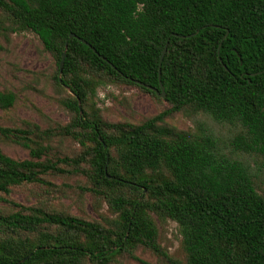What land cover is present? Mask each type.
<instances>
[{
	"label": "trees",
	"instance_id": "obj_1",
	"mask_svg": "<svg viewBox=\"0 0 264 264\" xmlns=\"http://www.w3.org/2000/svg\"><path fill=\"white\" fill-rule=\"evenodd\" d=\"M0 13L56 59L54 86L71 114L46 129L0 124V138L29 153L17 160L0 148V202L17 209L0 212V264H109L139 260L138 248L159 264H183L160 244L157 219L179 225L187 264H264V194L249 169L164 125L174 113H205L240 125L234 149L264 158V0H0ZM167 43L162 98L147 87L163 94ZM105 83L135 86L170 108L140 125L110 123L91 102ZM16 99L0 92V109ZM57 137L82 152L55 155ZM58 174L85 177L116 217L102 224L8 199Z\"/></svg>",
	"mask_w": 264,
	"mask_h": 264
},
{
	"label": "rangeland",
	"instance_id": "obj_2",
	"mask_svg": "<svg viewBox=\"0 0 264 264\" xmlns=\"http://www.w3.org/2000/svg\"><path fill=\"white\" fill-rule=\"evenodd\" d=\"M57 67L56 59L44 49L36 35L27 31L15 32L0 13V92H13L17 97L11 109H0L1 125L24 127L30 123L46 129L70 123L71 114L61 104L67 94L58 91L53 82ZM159 99L135 86L105 83L97 87L91 102L110 123L140 125L170 108L167 102ZM164 125L208 140L219 155L243 163L249 169L258 193L264 194V158L236 151L232 145L234 138L242 132L240 125L219 123L208 114L190 111L174 113L165 119ZM50 144L53 153L60 157H76L82 152L81 146L67 137H57ZM0 148L17 160L29 158L28 151L2 138ZM46 180L48 186L32 184L14 188L8 199L24 207H40L102 224L116 217L104 199L88 191L91 185L85 177L58 174L48 175ZM16 210L0 202V212L10 214ZM157 226L160 244L172 257L187 264L179 225L172 220L157 219ZM134 255L139 260L121 255L109 264L160 263L157 256L143 248H138ZM83 264L97 263L85 260Z\"/></svg>",
	"mask_w": 264,
	"mask_h": 264
},
{
	"label": "water",
	"instance_id": "obj_3",
	"mask_svg": "<svg viewBox=\"0 0 264 264\" xmlns=\"http://www.w3.org/2000/svg\"><path fill=\"white\" fill-rule=\"evenodd\" d=\"M175 36H177V35H175ZM181 38H186V37H184V36H180ZM189 37H191V36H189ZM72 38H77L74 34H71L70 35V37H69V39H72ZM83 44H85V45H87V46H89V47H91L87 42H85L84 40H82V39H79ZM67 47H68V41L66 42V49H65V52L63 53V55H62V61H61V65H60V70L62 71V68H63V64H64V61H65V59H66V52H67ZM167 50H168V43L166 44V46H165V48H164V50H163V52H162V55H161V60H160V65H159V73H158V76H159V81H160V85H161V90H162V92H163V94H159V91L157 90V89H155V88H152V87H147V86H145V84H143V83H140V82H138V81H136V83L137 84H139V85H141L142 87H147L148 89H150L151 91H154L156 94H158L160 97H162V98H165L166 97V95H165V93H164V87H163V85H162V71H161V67H162V63H163V60H164V58H165V56H166V54H167ZM219 50H220V47H219V49H218V53H219ZM95 51V50H94ZM224 67L227 69V66H225L224 65ZM80 107V111L82 112V110H81V105L79 106ZM27 259H24L22 262H25Z\"/></svg>",
	"mask_w": 264,
	"mask_h": 264
}]
</instances>
